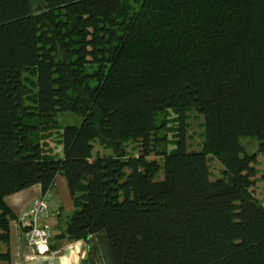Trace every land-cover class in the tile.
I'll list each match as a JSON object with an SVG mask.
<instances>
[{
	"label": "trees",
	"instance_id": "1",
	"mask_svg": "<svg viewBox=\"0 0 264 264\" xmlns=\"http://www.w3.org/2000/svg\"><path fill=\"white\" fill-rule=\"evenodd\" d=\"M31 1L0 0V264L5 194L31 179L46 194L58 174L74 205L65 233L105 231L116 264H264L257 155L242 144L264 153V0ZM191 85L201 150L186 109L165 106ZM53 136L62 162L37 172Z\"/></svg>",
	"mask_w": 264,
	"mask_h": 264
},
{
	"label": "crops",
	"instance_id": "2",
	"mask_svg": "<svg viewBox=\"0 0 264 264\" xmlns=\"http://www.w3.org/2000/svg\"><path fill=\"white\" fill-rule=\"evenodd\" d=\"M55 158L39 162L37 172L62 162L61 147L55 148ZM48 154H50L47 151ZM112 158H105V162L109 168L113 165L108 163ZM108 168V169H109ZM64 183L67 185L66 179L58 174L55 179V188L46 193L52 216L48 220L52 231L50 240L51 253L46 255H38L32 253L27 242L19 228L18 217L21 212L30 205L32 200L43 194L40 183L31 180L25 181L18 188L5 194V202L11 208L13 217L9 222V240L7 248L9 250V264H116L110 242L105 231H99L90 235L88 240H73L68 237L66 232V224L68 216L74 211V205L71 193H61ZM64 182V183H63ZM65 198V199H64ZM6 246L2 245L3 251ZM53 251L58 253L53 254Z\"/></svg>",
	"mask_w": 264,
	"mask_h": 264
},
{
	"label": "rangeland",
	"instance_id": "3",
	"mask_svg": "<svg viewBox=\"0 0 264 264\" xmlns=\"http://www.w3.org/2000/svg\"><path fill=\"white\" fill-rule=\"evenodd\" d=\"M27 2L28 0H24ZM30 1V0H29ZM34 1V0H32ZM31 1V2H32ZM35 2V1H34ZM134 12L126 14L124 17V22L122 23V30L123 34H126L129 26L132 22V19L130 17H134ZM123 17L122 15H119V18ZM197 91H196V85H191L188 88L182 89L179 93L168 97L167 101L165 103L166 108L169 109V111L173 112V109L178 108V107H184L186 109V114H187V133H188V145H189V150H201L204 146V123H205V116L199 111V102L197 100ZM69 114V113H68ZM55 119L60 120L63 124H79L82 119L76 115L69 114L65 112H58V115L55 116ZM53 142V148L51 149L53 153H56V150L54 148L57 147V142L55 140V136L51 139ZM242 144L247 152L250 153H255L257 155V169H258V174L256 176L255 184L253 186V189L255 191V194L259 197V199L263 202L264 204V179H263V174H264V153L259 150V142L256 137L254 136H245L242 138ZM171 147V146H170ZM97 148V147H96ZM99 151L101 152L100 147ZM97 149H95L96 152ZM132 154H138L137 149H129ZM108 152V151H106ZM209 167L211 171V177L212 178H218L223 175L224 167L222 163L218 160V158L210 153L209 154ZM108 163L110 165H114V160L109 159ZM109 166H106L105 169H108ZM65 179L66 177L62 175ZM67 181V179H66ZM58 183V188L59 184ZM64 183V182H63ZM68 185V182H67ZM67 185L64 183L62 185L61 193H67L68 191L70 193L69 185H68V191H67ZM113 193V198L117 199L118 198V192L116 190H112ZM65 199V198H64ZM67 220H64L63 223H65Z\"/></svg>",
	"mask_w": 264,
	"mask_h": 264
},
{
	"label": "built area",
	"instance_id": "4",
	"mask_svg": "<svg viewBox=\"0 0 264 264\" xmlns=\"http://www.w3.org/2000/svg\"><path fill=\"white\" fill-rule=\"evenodd\" d=\"M52 216L46 194L34 198L19 215V228L27 242L28 249L38 255L51 253L50 240L52 231L48 224ZM53 254L58 253L53 251Z\"/></svg>",
	"mask_w": 264,
	"mask_h": 264
}]
</instances>
